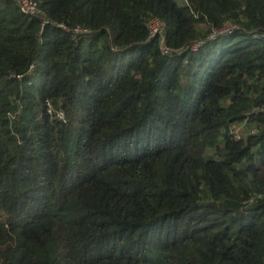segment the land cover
Listing matches in <instances>:
<instances>
[{"label":"trees","instance_id":"trees-1","mask_svg":"<svg viewBox=\"0 0 264 264\" xmlns=\"http://www.w3.org/2000/svg\"><path fill=\"white\" fill-rule=\"evenodd\" d=\"M35 1L0 0V264H264V0Z\"/></svg>","mask_w":264,"mask_h":264},{"label":"built area","instance_id":"built-area-1","mask_svg":"<svg viewBox=\"0 0 264 264\" xmlns=\"http://www.w3.org/2000/svg\"><path fill=\"white\" fill-rule=\"evenodd\" d=\"M14 1L18 5L20 11L23 12L24 14L31 15V16H41V14H42L41 9L35 0H14ZM153 23H157L158 27H160V29H158V31L156 29L154 31L150 30V25ZM148 27H149V35H148L149 38H152V37L156 36L157 34L162 33V23H161V21H159L156 18H153V19L148 21ZM86 32H87L86 29H83L80 27H75V28H73L72 37L75 38L76 35L81 34V33L85 34ZM198 44L200 45L199 42H198ZM193 47H197V46L193 45ZM164 52H166V50ZM48 111L50 112V110H48ZM59 117H62V115L59 114Z\"/></svg>","mask_w":264,"mask_h":264},{"label":"rangeland","instance_id":"rangeland-1","mask_svg":"<svg viewBox=\"0 0 264 264\" xmlns=\"http://www.w3.org/2000/svg\"><path fill=\"white\" fill-rule=\"evenodd\" d=\"M178 2H180V3H182V1L181 0H177ZM157 30L158 31V29H160V27H158V24L157 23H153V24H151L150 25V30L151 31H154V30ZM199 44L198 43H196V44H194V46H198Z\"/></svg>","mask_w":264,"mask_h":264},{"label":"clouds","instance_id":"clouds-1","mask_svg":"<svg viewBox=\"0 0 264 264\" xmlns=\"http://www.w3.org/2000/svg\"><path fill=\"white\" fill-rule=\"evenodd\" d=\"M14 1V0H13ZM15 2V1H14ZM15 4H16V2H15ZM38 4V3H37ZM17 5V4H16ZM18 6V5H17ZM38 6H39V4H38ZM40 7V6H39ZM19 8V7H18ZM20 10V9H19ZM23 13V12H22ZM27 15V14H26ZM29 16H31V15H29ZM157 35H160V34H157ZM155 37V36H154ZM166 49H165V47H162V51H165Z\"/></svg>","mask_w":264,"mask_h":264}]
</instances>
